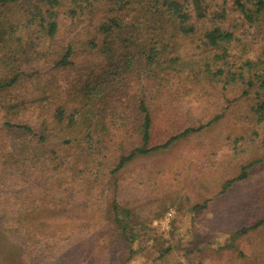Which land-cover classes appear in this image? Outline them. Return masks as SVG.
<instances>
[{"label":"trees","instance_id":"16d2710c","mask_svg":"<svg viewBox=\"0 0 264 264\" xmlns=\"http://www.w3.org/2000/svg\"><path fill=\"white\" fill-rule=\"evenodd\" d=\"M228 89L248 136L263 135L264 0H0V131L15 137L2 164L44 183L54 215L107 198L129 161L223 116L155 142L165 99L230 101ZM112 212L125 230L127 209L113 199Z\"/></svg>","mask_w":264,"mask_h":264},{"label":"rangeland","instance_id":"374dc122","mask_svg":"<svg viewBox=\"0 0 264 264\" xmlns=\"http://www.w3.org/2000/svg\"><path fill=\"white\" fill-rule=\"evenodd\" d=\"M226 94L230 101L208 103L194 93L165 99L155 142L206 122L218 109L223 116L132 159L114 185L110 180L107 198L72 214L51 213L47 186L2 164L15 137L0 131V264H264V225L234 235L264 218V134L248 136L245 101L234 89ZM244 164L251 165L247 176L221 191ZM113 199L127 209L125 230L114 221ZM168 207L175 220L161 233L153 221Z\"/></svg>","mask_w":264,"mask_h":264},{"label":"built area","instance_id":"2783aa9c","mask_svg":"<svg viewBox=\"0 0 264 264\" xmlns=\"http://www.w3.org/2000/svg\"><path fill=\"white\" fill-rule=\"evenodd\" d=\"M176 211L173 207L166 208L153 221V226L161 233L170 231L173 221L175 220Z\"/></svg>","mask_w":264,"mask_h":264}]
</instances>
